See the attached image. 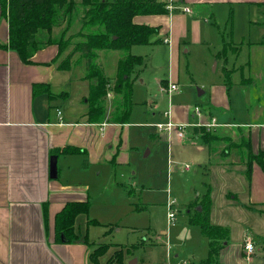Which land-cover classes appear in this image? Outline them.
<instances>
[{
  "label": "crops",
  "instance_id": "obj_1",
  "mask_svg": "<svg viewBox=\"0 0 264 264\" xmlns=\"http://www.w3.org/2000/svg\"><path fill=\"white\" fill-rule=\"evenodd\" d=\"M182 1L184 5L190 7L191 13H184L178 8L170 11L169 14L141 15L133 20L138 25L158 28L150 44L133 46L131 51L138 46H150L154 53L158 51L164 53L169 67L168 73H165L164 78L160 80L159 92L162 94L168 93L166 89L169 84L179 85V74L175 69L181 46L186 45L185 39L191 38L197 40L194 42L198 40L200 42L203 37L201 31L203 24L198 19L199 15L194 13V8L198 9L215 2L229 4L264 2V0ZM189 17L192 19L191 22ZM8 38V22L2 18L0 43L6 44ZM57 55L58 46L50 45L38 51L32 58L31 64H26L22 62L17 52L0 48V264H92L89 255L106 244H98L91 240L87 243L85 238L70 243H60L55 237V219L68 202L86 200L90 202L88 177L93 169L100 173L101 165L111 164L113 167L128 163L129 125L134 110L129 123H111L109 116L114 97L111 92L107 100L105 120L102 123L90 122L87 116L88 107L84 101L89 90V82L83 80L84 66L79 60V65L83 67L82 73L76 71L77 64L74 62L71 70H60L58 66L61 59L56 60ZM100 56L98 59L103 66H112L111 71L114 74L108 77L113 85L120 54L107 52L101 53ZM143 65L136 69L133 89L141 78L143 70L140 68ZM70 73L75 75L72 83L78 90V97L61 91V81ZM226 82L223 86L213 87L211 95L219 94L224 98V103L228 100L225 106L229 107V88L228 81ZM36 84L49 85L50 92L58 97L50 99L42 88L34 92ZM141 84H145L144 79L141 80ZM62 100L66 101L65 107L60 103ZM182 109L183 113L177 116L182 115L183 119L180 117L177 121L171 120L169 112L165 113L170 122L176 125L184 124L188 128L184 129L182 137L177 135L176 129L171 135L167 131L160 130L163 136L169 138V146L172 139L177 137L178 142L180 141L183 146L196 145L198 150L206 148L209 152L207 170H218L226 175L228 177L225 182L226 187L234 181L237 185L235 192L232 189L224 191L225 203L219 202L221 210L232 215L230 223L217 221L212 223L211 208L214 207V203L209 184H206L204 193L190 201L191 204L197 205L195 215L202 213L203 208L207 207L205 196H209L211 224L228 230L227 239L220 242L216 264H264V170L257 162H253L249 178L247 159L238 158L237 154L234 152L231 154L230 151L223 153L225 156L219 155L218 152L212 155L209 146L201 139V133L196 131L197 128L204 127L214 135L223 138L232 136L234 139L238 138L240 133L244 134V137H250L251 152L258 155L264 152V123H226L222 128L217 124L218 121L211 111L203 114L202 111L195 109L194 112L200 115L199 122L196 121L189 126L186 124L190 121L192 109L189 106ZM195 139H199V145L192 143ZM217 145L220 152L226 147H229L228 150L234 147V143L227 139L219 141ZM74 149L76 151H73ZM55 151L58 153L53 154ZM243 151L245 155L247 150ZM53 156L57 157L56 177H51L50 172ZM185 169L189 170V167L186 166ZM213 209L215 210V207ZM189 213L191 215L190 211ZM87 224L89 230L91 224L88 221ZM234 230L238 231L237 237L233 235ZM144 237L142 242L129 239L126 244L109 243L111 245L109 250L113 253L106 264H110L109 260L113 254L121 249L124 252V264L128 262L136 264L138 259L133 263L131 257L135 256L133 251L139 249L138 245L147 242L156 244L152 236L149 240L148 237ZM248 239H251L255 245L252 256H248L244 250V244ZM209 249L208 238L207 257L199 261L184 262L203 264V261L209 257Z\"/></svg>",
  "mask_w": 264,
  "mask_h": 264
},
{
  "label": "rangeland",
  "instance_id": "obj_2",
  "mask_svg": "<svg viewBox=\"0 0 264 264\" xmlns=\"http://www.w3.org/2000/svg\"><path fill=\"white\" fill-rule=\"evenodd\" d=\"M194 13L202 21L203 37L200 42L186 38V45L181 46L175 69L179 74L177 92L171 95L159 92L160 80L169 67L162 51L154 53L150 46H138L131 51L134 55H142L145 63L133 89L128 163L113 167L101 165L100 173L92 170L88 177L90 210L88 214L79 215L75 223L78 239L89 234V240L106 243L108 248L111 242L126 244L129 239L142 242L144 236L148 240L152 236L155 245L147 242L133 251L135 256L131 259L133 263L138 259L136 264H182L207 257V235L200 225L190 223L197 206L190 201L206 191V184L211 186L215 207V210L211 208L212 223H230L232 216L221 210L219 202L225 203L224 191L232 189L235 192V181L226 187V175L218 170H207L209 152L206 148L183 146L177 137L169 146V138L158 128L159 124L167 126L170 123L165 113L169 112L171 120L177 121L180 117L183 119L177 114L189 106L192 109L186 124L189 126L199 122L200 115L195 109L203 114L211 111L222 128L226 123H264V43L260 44L264 41V2H215L194 8ZM191 20L189 17V22ZM77 27L78 20L71 33H77ZM74 58L76 71L82 73L77 55ZM106 66H103L105 74L113 75L112 66ZM225 69L230 71L229 80ZM74 76L73 73L66 75L60 87L61 91L78 97V90L72 83ZM142 79L145 84H141ZM243 79L246 80L241 83ZM226 81L230 87L229 107L225 106L228 100L224 103L219 94L211 95L213 87L223 86ZM199 90L204 94L199 96ZM60 103L65 107V100ZM198 142L199 139L192 141L199 145ZM170 211L176 216L173 223ZM88 220L98 222L88 227L90 231L87 230ZM237 234L234 230V237ZM112 253L107 249L100 257L101 264H106Z\"/></svg>",
  "mask_w": 264,
  "mask_h": 264
},
{
  "label": "trees",
  "instance_id": "obj_3",
  "mask_svg": "<svg viewBox=\"0 0 264 264\" xmlns=\"http://www.w3.org/2000/svg\"><path fill=\"white\" fill-rule=\"evenodd\" d=\"M181 4L182 0L176 2V5ZM169 13L168 0H82L80 3L75 0H0V20L5 18L9 27L8 42L0 43V48L17 52L23 63L31 64L38 51L57 45L56 60L61 59L58 67L63 71L71 70L77 55L85 70L83 80L89 82L88 94L84 97L89 121L102 123L105 120L107 100L112 92L114 97L109 121L127 124L133 111V84L136 81L134 74L144 63V58L132 54L131 49L133 46L150 44L158 32V28L138 25L133 20L141 15ZM77 20V33H71ZM107 52L120 54L113 85L105 74L102 63L98 62L99 53ZM225 75L229 80L230 71L225 69ZM40 88L50 99L58 97L50 92L49 85L36 84L34 92L41 90ZM196 131L201 133L200 137L209 146L212 155L217 152L224 155L223 153L230 151L231 154H237L238 158L247 159L249 178L253 162H257L264 170V152L258 155L251 152L250 137H244L239 132L238 138H223L208 132L204 127L197 128ZM225 139L233 142L234 147H230V150L226 147L220 152L217 143ZM244 149L247 150L245 155ZM57 153L58 151L53 152ZM205 200L207 207L203 208L202 213L192 216L190 222L200 225L210 240L209 257L203 264H216L220 242L227 239L228 230L211 224L210 197L205 196ZM90 205L89 200L68 202L65 205L55 219L56 241L70 243L78 240L76 219L81 214H88ZM45 215L47 218V212ZM88 222L98 224L92 220ZM85 241H89L87 234ZM108 246L104 244L89 255L92 264H99V258L109 249ZM123 258L124 252L121 249L113 254L109 263L124 264Z\"/></svg>",
  "mask_w": 264,
  "mask_h": 264
},
{
  "label": "built area",
  "instance_id": "obj_4",
  "mask_svg": "<svg viewBox=\"0 0 264 264\" xmlns=\"http://www.w3.org/2000/svg\"><path fill=\"white\" fill-rule=\"evenodd\" d=\"M180 0H168L169 2V9L170 11L174 10V9H181L184 13H191L192 10L190 9V7L184 5V4H181V5H176V2H179ZM179 88L177 86V84L175 83H171L169 84V87L166 89V91L171 94L175 91H177ZM198 111V110H196ZM61 114V113H59ZM185 125H176L172 122H170L167 126H164L162 124H159L158 125V128L160 130H164V131H167L170 135L172 134V131L174 129H176V132H177V135L179 137H182L183 136V131L185 129ZM170 221L171 223H173L175 221V213L171 212L170 211ZM244 250H245V253L248 255V256H252L254 254V251H255V245L253 243V241L251 239H248L246 240L245 244H244ZM183 264H188L187 262H184Z\"/></svg>",
  "mask_w": 264,
  "mask_h": 264
},
{
  "label": "water",
  "instance_id": "obj_5",
  "mask_svg": "<svg viewBox=\"0 0 264 264\" xmlns=\"http://www.w3.org/2000/svg\"><path fill=\"white\" fill-rule=\"evenodd\" d=\"M203 91L202 90H199L198 91V95H203ZM57 157L56 156H53L52 160H51V169H50V172H51V177H56L57 176Z\"/></svg>",
  "mask_w": 264,
  "mask_h": 264
}]
</instances>
